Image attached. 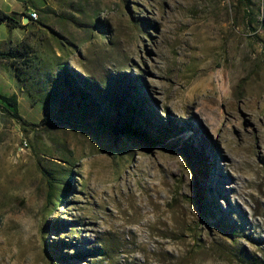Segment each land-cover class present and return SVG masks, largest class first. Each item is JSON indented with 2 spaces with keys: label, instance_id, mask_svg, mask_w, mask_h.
I'll list each match as a JSON object with an SVG mask.
<instances>
[{
  "label": "rangeland",
  "instance_id": "obj_1",
  "mask_svg": "<svg viewBox=\"0 0 264 264\" xmlns=\"http://www.w3.org/2000/svg\"><path fill=\"white\" fill-rule=\"evenodd\" d=\"M248 6L247 30L237 0H0L37 13L0 25V53L23 55L22 81L0 59V93L29 124L0 112V264H264V0ZM62 66L122 87L157 144L101 127L118 117L101 101L75 107ZM39 167L68 182L61 205Z\"/></svg>",
  "mask_w": 264,
  "mask_h": 264
},
{
  "label": "trees",
  "instance_id": "obj_2",
  "mask_svg": "<svg viewBox=\"0 0 264 264\" xmlns=\"http://www.w3.org/2000/svg\"><path fill=\"white\" fill-rule=\"evenodd\" d=\"M238 4L243 9V15H244V25L245 28L248 30L250 29L251 25L253 23H256V17L254 15V12L249 8L248 3L249 0H237ZM27 17L29 19V22L25 25H22V19ZM261 22L259 24L260 27H264V16L261 18ZM36 21L32 20L29 16V13L23 12L20 17H16V14H6L0 10V25L4 24L6 27H8L11 30L14 29H21L25 30L27 26L29 25H35L37 24ZM23 58V55L18 50H10L7 52L0 53V59L5 60L9 62L10 66L14 69L15 76L19 81H22L20 78V73L18 69L16 68L17 62H19ZM59 83V85H62L68 92L71 101L74 102V106L80 108L81 106L85 107L86 105L96 104L101 101V103L105 106L108 112H111L113 109H117V120L116 122H110L107 121L103 116L99 117V125L101 127H105L109 129L113 135L117 136L119 134H127L132 136L141 137L144 139V142L149 150H151L157 142L150 139L145 135L144 132L140 130L139 127L135 126V118L132 117L129 114V111L132 112V110H125L124 112H120V110L123 108V106H126L127 104L126 100L124 99V95L122 94L124 91H122V87L120 89L113 88V91H110L109 93L105 91V93H100L99 90L94 88L92 85H90L87 82L83 83H76L74 78L70 77L67 74V69L62 66L60 67V73L57 76L56 79ZM61 83V84H60ZM124 88V87H123ZM107 102V103H106ZM137 102L136 100L133 101V105H135ZM130 103H128L129 105ZM121 108V109H120ZM137 111V110H136ZM0 112L9 117L10 119L16 121L18 125L25 128L28 127L29 124L25 120H23L20 115L18 114V105H17V98L16 95H4L0 93ZM139 114V113H138ZM30 127H35L31 126ZM189 156H192V158H195V155L190 153ZM197 165L202 166V161H196ZM204 165V164H203ZM39 172L43 178V181L46 184V199L47 203L50 206L55 205H61L63 203V199L65 197V194L67 192L68 188V182L62 183L58 182L54 179L50 171L45 170L42 167H39ZM62 186V188L65 186L66 188L64 191H62L59 195H57L56 189ZM55 194V196H54ZM199 202L200 206L202 207V214L203 216L209 218H214V212L211 210V205H209L202 195H199ZM54 200V204L51 202ZM56 227V226H55ZM217 230H220V226H216ZM229 231L231 229L229 228ZM232 233V231H231ZM49 260L51 261H63L64 256H61L59 258L49 257Z\"/></svg>",
  "mask_w": 264,
  "mask_h": 264
},
{
  "label": "built area",
  "instance_id": "obj_3",
  "mask_svg": "<svg viewBox=\"0 0 264 264\" xmlns=\"http://www.w3.org/2000/svg\"><path fill=\"white\" fill-rule=\"evenodd\" d=\"M35 14H37V13H36V11H34V10H31V11L29 12V16H30V18H31L32 20H33V17H34ZM23 146H24V147L27 146L26 142H23Z\"/></svg>",
  "mask_w": 264,
  "mask_h": 264
},
{
  "label": "water",
  "instance_id": "obj_4",
  "mask_svg": "<svg viewBox=\"0 0 264 264\" xmlns=\"http://www.w3.org/2000/svg\"><path fill=\"white\" fill-rule=\"evenodd\" d=\"M29 22V19L27 17L22 19V25H25Z\"/></svg>",
  "mask_w": 264,
  "mask_h": 264
},
{
  "label": "bare ground",
  "instance_id": "obj_5",
  "mask_svg": "<svg viewBox=\"0 0 264 264\" xmlns=\"http://www.w3.org/2000/svg\"><path fill=\"white\" fill-rule=\"evenodd\" d=\"M37 19V14L34 15L33 20L35 21Z\"/></svg>",
  "mask_w": 264,
  "mask_h": 264
},
{
  "label": "crops",
  "instance_id": "obj_6",
  "mask_svg": "<svg viewBox=\"0 0 264 264\" xmlns=\"http://www.w3.org/2000/svg\"><path fill=\"white\" fill-rule=\"evenodd\" d=\"M0 10H1V9H0ZM2 12H4V11H2ZM4 13L9 14V11H6V12H4Z\"/></svg>",
  "mask_w": 264,
  "mask_h": 264
}]
</instances>
